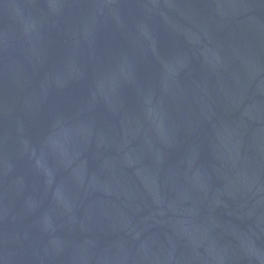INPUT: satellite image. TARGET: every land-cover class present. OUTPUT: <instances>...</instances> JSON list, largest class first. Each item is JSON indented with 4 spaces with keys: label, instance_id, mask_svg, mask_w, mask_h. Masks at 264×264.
Wrapping results in <instances>:
<instances>
[{
    "label": "water",
    "instance_id": "95a60500",
    "mask_svg": "<svg viewBox=\"0 0 264 264\" xmlns=\"http://www.w3.org/2000/svg\"><path fill=\"white\" fill-rule=\"evenodd\" d=\"M0 264H264V0H0Z\"/></svg>",
    "mask_w": 264,
    "mask_h": 264
}]
</instances>
